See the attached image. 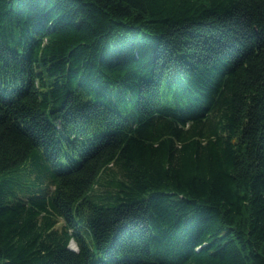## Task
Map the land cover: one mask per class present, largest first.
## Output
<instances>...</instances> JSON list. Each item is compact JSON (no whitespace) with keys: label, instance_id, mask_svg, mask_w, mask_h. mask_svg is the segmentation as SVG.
<instances>
[{"label":"trees","instance_id":"16d2710c","mask_svg":"<svg viewBox=\"0 0 264 264\" xmlns=\"http://www.w3.org/2000/svg\"><path fill=\"white\" fill-rule=\"evenodd\" d=\"M0 264H264V0H0Z\"/></svg>","mask_w":264,"mask_h":264},{"label":"rangeland","instance_id":"374dc122","mask_svg":"<svg viewBox=\"0 0 264 264\" xmlns=\"http://www.w3.org/2000/svg\"><path fill=\"white\" fill-rule=\"evenodd\" d=\"M70 246L73 247V248H76L77 247V244H76L75 241H72Z\"/></svg>","mask_w":264,"mask_h":264}]
</instances>
